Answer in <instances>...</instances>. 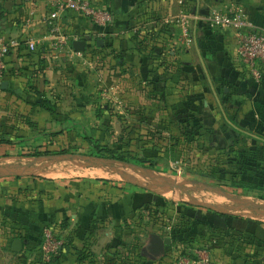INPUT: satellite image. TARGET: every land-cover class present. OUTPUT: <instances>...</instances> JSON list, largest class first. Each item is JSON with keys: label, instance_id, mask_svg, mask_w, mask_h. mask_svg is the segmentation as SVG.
<instances>
[{"label": "crops", "instance_id": "0c3cea01", "mask_svg": "<svg viewBox=\"0 0 264 264\" xmlns=\"http://www.w3.org/2000/svg\"><path fill=\"white\" fill-rule=\"evenodd\" d=\"M53 1L0 0V36L22 40L20 48L12 51L7 58L8 70L4 80L7 86L3 88L0 84V97L6 99L15 111L28 116L38 132L42 131L43 134L47 133L46 136L56 139L64 134H73L76 126L83 130L89 129L93 119L87 113L92 109L91 104L69 97L59 87L61 78L57 64L62 63L60 60L67 62L69 59L64 56L58 61H48L40 54L29 51L23 42L30 36L48 39L49 28L45 18L56 8ZM91 1L113 12L114 22L111 25H98L91 18L72 10L60 12L57 21L71 37L72 45L75 38L86 41L87 55L103 50L106 52L107 49L110 51V48H115L118 52L125 50V58L118 60L115 70L117 72L114 71L115 76L119 77L118 81L122 80L123 72V75L130 73L133 80L141 76L142 72L145 73V80L149 82L144 89L138 85L123 87L121 84L114 87L113 95L121 98L124 104L129 102L130 107L136 106L143 104L145 98L144 104L147 108L161 102L167 105L165 111L169 113L174 107L170 105L183 98V91H180L176 81L187 77L194 83L192 93L196 91L193 93L195 105L200 106L201 102L197 101L204 98V107L201 110L206 114L213 112L209 105L212 102L215 105L216 101H223L231 106L233 101L256 97L264 102V78L260 84L251 85L252 81L238 59L237 39L233 28L213 27V34L207 35L208 31H204L198 22L191 27L194 36L192 47L186 49L180 42V20L186 15L195 17L198 12H202L201 0H147V4H144L147 5L146 8L140 3L142 0ZM190 2H193L192 5ZM262 3V0H213V7H219L222 11L228 9L231 14L242 9L249 21L264 26L260 24L264 17ZM143 19L145 24L153 25V34L148 42L160 46L162 50L170 46L166 54L167 65L170 67L163 65V69L158 70L149 66V61H143V54L137 43L141 36L134 34L143 26ZM160 24L162 28L157 32ZM157 35L159 36L156 37ZM199 36L213 38L212 52L202 48ZM47 44L49 42L44 46L47 47ZM124 61H127L124 65L128 63V66L123 65V69L121 66ZM206 80L212 84L209 89H205ZM55 89L58 92L51 96V91ZM156 92L161 99H153L152 95ZM170 96L176 97H172L170 101ZM219 96H223L222 101ZM123 97H126V102ZM46 99L51 101L55 111L48 109ZM29 133L33 135L35 131L29 130ZM31 137L28 141L33 138ZM88 137L92 138L90 134ZM8 139L13 143H0V264H24L18 261L26 259L25 250L14 252L11 248L13 240L22 238L28 240V243L36 244L43 228L52 223L61 224L65 234L72 238L71 244L61 249L53 264H86L88 259L80 261L83 250H93L96 253V248H103L97 257L105 260L109 251L121 239L130 238L132 241V235L129 234L131 230L125 224L132 221L139 208L149 203H160L159 196H155L157 194L154 195L151 190H142L137 184L125 185L84 176L46 178L44 173L37 174L32 171L36 165L21 172L16 165L26 163L10 161L21 157L35 158L36 155H26V152L19 151V145L12 138ZM60 171L62 170L57 172ZM211 217L214 264H264V220L217 213H213ZM13 230L19 234L12 237L8 248L6 245ZM154 234L163 239L169 237L171 241L167 247H181L177 244L176 236L153 233L151 240ZM184 245L187 244L182 246ZM167 247L161 254L153 257V264H166L164 260L170 259V248ZM136 251L133 250L131 254L136 255ZM8 255L13 258L11 262Z\"/></svg>", "mask_w": 264, "mask_h": 264}, {"label": "rangeland", "instance_id": "374dc122", "mask_svg": "<svg viewBox=\"0 0 264 264\" xmlns=\"http://www.w3.org/2000/svg\"><path fill=\"white\" fill-rule=\"evenodd\" d=\"M140 3L144 6L147 0ZM262 4L264 7V3ZM200 7L202 12H198L195 17L187 18L192 37L191 44L184 41L181 30L180 42L186 49L193 45L192 24L200 22L209 35L213 34L210 17H213L214 9L231 15L228 9L222 11L219 7H213V0H201ZM190 9L192 11L191 6ZM175 21L177 22V18ZM169 22L172 23L171 20ZM144 24L143 19V26L134 33L141 36L137 41L138 49L143 54V61L145 59L149 61V66L161 70L163 65H167L166 54L170 46L162 50L160 46L148 42L153 34V25ZM260 24H264V17ZM159 26L157 32L161 30L162 24ZM201 36L199 39L202 40V48L212 52L213 38ZM159 37L161 38V34ZM91 55L76 57L67 62L60 60L62 65L57 64L60 68L61 90L69 97L82 100L83 103L88 102L92 106L87 112L93 119L89 129L83 130L76 126L73 134H64L52 139L46 136L47 133L38 132V128L29 122L31 119L28 116L15 111L6 99L0 97V137L12 138L15 144L19 145V151L39 152L40 154L35 157L59 153H80L91 157L87 158L82 166L79 162L73 163L69 160H44L36 163L32 171L37 174L47 172L46 178H57L54 172L62 170L66 178L84 176L107 179L125 185L137 184L142 190H151L149 187L154 185L151 181L158 182L162 177L173 179L183 187L174 191L175 194L151 190L154 195L157 194L155 196H159L160 203L151 205L148 202L149 205L139 208L132 221L125 224L131 230L129 234L132 235V241L130 238L121 239L118 245L109 251L105 260L97 257L103 248H96V253L93 250L85 251L90 255L86 264H153L155 253L146 249L150 245L153 233L176 236L177 244L181 247L176 245L167 247L166 244L165 249L170 248L168 249L170 259L164 260L166 264H176L181 252L186 255L192 252L196 247L193 244H212V241L209 242L213 240L211 217L213 213L264 220V102L256 97H250L242 101H233L229 106L222 101L223 96H219L222 102L219 104L216 101L215 105L212 102L209 107L213 112L206 114L201 110L204 107L202 104L204 98L196 100L201 102L200 106L195 105L193 93L196 91L192 93L193 82L187 77L176 81L180 91H183L181 93L183 98L179 101L180 104L178 102L170 105L174 107L169 113L165 111L167 105L161 102L147 108L144 104L145 98L143 104L138 103L139 105L130 107L129 102L124 104L121 98L113 95V89L121 84L123 87L138 85L144 89L149 82L145 80V73L142 72L141 76L133 80L130 73L123 75V72L122 80L118 81L119 77L114 73L117 72L115 70L118 60L125 58V50L118 52L115 48H110V51L107 49L106 52L103 50ZM125 62L127 61L121 66L123 69ZM124 66H128V63ZM168 67L170 66L167 65ZM247 74L252 81L251 85L260 84L253 81L249 73ZM206 81L205 89H209L212 84ZM57 89L52 90L50 95L56 94ZM222 93L221 90L220 94ZM152 97L155 100L161 99L158 92L153 93ZM172 97L174 99L176 96H170V101ZM123 100L125 101L126 97H123ZM29 130L35 131V135L28 134ZM89 134L96 144L113 149L117 155L124 154L126 162L134 163L146 170L131 169L123 166L118 160L111 161L112 166L123 171V174H120L103 165L102 161L100 165L97 164V158L105 160L107 158L97 155L94 145L87 139ZM29 137L32 138L30 141ZM45 150L50 152L43 153ZM140 158L149 161L139 162ZM31 160L32 158L21 157L10 162L28 163ZM246 201L249 207L243 208L242 203ZM206 204L217 209H211L205 206ZM16 234L19 233L11 231L10 239ZM69 238L72 242V238ZM184 243L187 245L182 246ZM33 246L31 243L25 245L23 250L26 259H23L24 261L20 259L19 263L35 262L32 253L27 256L26 252ZM135 249L137 254L132 255ZM7 258L10 262L13 260L9 255Z\"/></svg>", "mask_w": 264, "mask_h": 264}, {"label": "built area", "instance_id": "2783aa9c", "mask_svg": "<svg viewBox=\"0 0 264 264\" xmlns=\"http://www.w3.org/2000/svg\"><path fill=\"white\" fill-rule=\"evenodd\" d=\"M53 4L56 8L45 18V23L49 28L48 39L30 36L23 41L29 51L40 54L42 58L48 61H58L64 56L69 60L87 56L86 51H79L73 47L71 37L64 32L57 21L60 12L64 10L75 11L82 16L91 18L101 26L111 25L114 22V14L109 8L95 4L91 0H54ZM187 18L189 15L183 17L180 24L184 41L191 44L192 37ZM210 21L213 27L225 26L235 30L237 54L244 71L246 70L250 74L253 81L261 83L264 78V26L249 21L242 9L235 10L231 15L214 9ZM46 42H49L47 47L44 46ZM21 43L20 38L0 36V84L7 75L9 54L18 50ZM65 233L61 224L52 223L45 226L37 243L31 250L26 251L27 256L32 253L35 259L33 264H52L54 257L59 254L67 242ZM211 241L212 244L196 246L189 255L181 252L176 264H214L213 240H210L209 243ZM7 246H9V242Z\"/></svg>", "mask_w": 264, "mask_h": 264}, {"label": "water", "instance_id": "95a60500", "mask_svg": "<svg viewBox=\"0 0 264 264\" xmlns=\"http://www.w3.org/2000/svg\"><path fill=\"white\" fill-rule=\"evenodd\" d=\"M73 47L76 50L85 51L86 50V41L85 40H74L73 41ZM6 83L7 82L3 81L1 83V87L5 88L7 86ZM87 158L91 159V157L85 156V155L80 154V153L50 154L48 156L32 158V160L26 164L16 165V168H18V170H20L21 172H25L30 167H32L33 164L36 165V163H38V162L40 163L41 161H44V160H54V161L69 160L73 163L79 162L80 164L79 163L78 164L82 166V165H84ZM113 160L115 161V159H106L105 160V159L97 158L96 161L98 162L97 164H99V165L102 161L103 165H107L113 171L118 172L120 174H123V171L120 168L111 165V161H113ZM91 162H93V159L91 160ZM118 162H120L123 166L129 167L131 169L133 168V169H139V170H146V168L138 167V166H136V164L131 163V162H126V161H118ZM1 172L2 171L0 169V173ZM142 174H143V172H142ZM149 181H151V179H149ZM151 182L154 185H152L149 188L153 191L158 192V193H165V192L170 193L171 191L174 192V191L178 190L179 187H183V185L178 184L177 181L170 179V178H167V177H164V178L162 177L160 179V181H158V182L153 181V180ZM242 204H243V208L249 207L247 201L243 202ZM205 206H208L211 209H213V208L217 209L216 207H213V205L206 204ZM170 241H171V239L169 237L163 239L160 236L154 234L148 248H150V250L152 252H154L155 255H158L164 251L165 245L170 244ZM27 243H28V240H26V239L15 238L13 240L11 248L14 252H21V251H23V248Z\"/></svg>", "mask_w": 264, "mask_h": 264}, {"label": "trees", "instance_id": "16d2710c", "mask_svg": "<svg viewBox=\"0 0 264 264\" xmlns=\"http://www.w3.org/2000/svg\"><path fill=\"white\" fill-rule=\"evenodd\" d=\"M45 103H46V105L48 106V109L51 112L55 111V108L52 106V103H51L50 100L46 99ZM29 122L31 123V121H29ZM32 126H34V124ZM87 139H89V141L94 145L97 155H100V156L105 157L107 159H115V160H118V161H125L126 160V156H124V154L117 155L116 152L113 149H111L109 147H104V146L96 144L95 141L93 140V138L89 137ZM0 143H10L11 144L13 142H12V140H10L8 138L0 137ZM49 152H50V150L43 151V153H49ZM38 154H40V153L39 152H36V153L35 152H31V153H27L26 155L34 156V155H38ZM145 161H149V160L146 159V158H144V159L140 158L139 159V162H145ZM102 180H105V179H102ZM40 236H41V234L39 235V238H40ZM69 237H70L69 235L66 236L67 242L65 243V247H68L71 244V241H69L70 240ZM39 238H38V240H39ZM11 242H12V240L9 241L8 248H10ZM65 247H63V249ZM85 251L86 250H83V254L80 255V261L81 262L85 261L86 259H88V256H90L89 254H87L89 252H85ZM60 253H61V251L59 252V254L57 256L54 257L53 262L56 261V259L60 255Z\"/></svg>", "mask_w": 264, "mask_h": 264}, {"label": "bare ground", "instance_id": "6f19581e", "mask_svg": "<svg viewBox=\"0 0 264 264\" xmlns=\"http://www.w3.org/2000/svg\"><path fill=\"white\" fill-rule=\"evenodd\" d=\"M45 175H47L48 173L47 172H45L44 173ZM54 174L56 175V176H63L64 175V172L63 171H60V172H54ZM53 176V175H52ZM59 178V177H58Z\"/></svg>", "mask_w": 264, "mask_h": 264}, {"label": "flooded vegetation", "instance_id": "af4514ba", "mask_svg": "<svg viewBox=\"0 0 264 264\" xmlns=\"http://www.w3.org/2000/svg\"><path fill=\"white\" fill-rule=\"evenodd\" d=\"M147 250H150V248H146Z\"/></svg>", "mask_w": 264, "mask_h": 264}]
</instances>
